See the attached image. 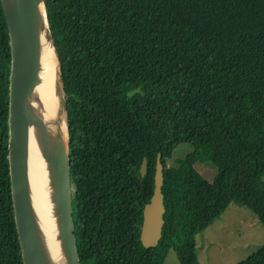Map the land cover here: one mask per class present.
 Masks as SVG:
<instances>
[{"label":"trees","instance_id":"trees-1","mask_svg":"<svg viewBox=\"0 0 264 264\" xmlns=\"http://www.w3.org/2000/svg\"><path fill=\"white\" fill-rule=\"evenodd\" d=\"M69 124L80 264H199L230 204L264 230V0H45ZM10 46L0 3V264H23L8 166ZM193 149L176 164L173 150ZM163 167L157 246L139 240ZM146 159V173L140 166ZM210 161L211 182L194 168ZM236 264H264V243Z\"/></svg>","mask_w":264,"mask_h":264},{"label":"water","instance_id":"water-1","mask_svg":"<svg viewBox=\"0 0 264 264\" xmlns=\"http://www.w3.org/2000/svg\"><path fill=\"white\" fill-rule=\"evenodd\" d=\"M10 46L8 86V166L14 221L23 264H80L72 217L69 124L61 64L51 33L45 0H0ZM55 62L54 108H44L39 87L44 60ZM33 134L43 161L50 229L42 221L29 177L28 146ZM163 167L157 155L152 196L142 211L139 240L157 246L165 207L161 187ZM146 173V159L140 166Z\"/></svg>","mask_w":264,"mask_h":264},{"label":"rangeland","instance_id":"rangeland-1","mask_svg":"<svg viewBox=\"0 0 264 264\" xmlns=\"http://www.w3.org/2000/svg\"><path fill=\"white\" fill-rule=\"evenodd\" d=\"M193 149L189 143L178 145L169 164L183 159ZM196 171L211 182L217 168L210 161H197ZM199 264H236L254 253L264 243V230L257 217L246 207L230 204L219 219L195 236ZM164 264H179L169 250Z\"/></svg>","mask_w":264,"mask_h":264},{"label":"bare ground","instance_id":"bare-ground-1","mask_svg":"<svg viewBox=\"0 0 264 264\" xmlns=\"http://www.w3.org/2000/svg\"><path fill=\"white\" fill-rule=\"evenodd\" d=\"M43 66L44 70L42 73V83L39 87V93L42 98L44 108L51 111L54 108V102L57 100V97L54 88L55 62L50 51L46 53ZM28 164L29 177L31 179L30 181L36 208L42 217L44 225H46L49 230L51 220L47 210L48 204L44 189V186H47V179L45 180L43 161L38 152L37 143L32 133H30L29 136Z\"/></svg>","mask_w":264,"mask_h":264}]
</instances>
